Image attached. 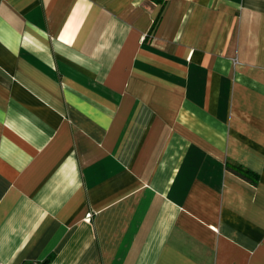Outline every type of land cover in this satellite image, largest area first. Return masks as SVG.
I'll list each match as a JSON object with an SVG mask.
<instances>
[{
    "label": "crops",
    "instance_id": "crops-1",
    "mask_svg": "<svg viewBox=\"0 0 264 264\" xmlns=\"http://www.w3.org/2000/svg\"><path fill=\"white\" fill-rule=\"evenodd\" d=\"M0 262L264 264V0H0Z\"/></svg>",
    "mask_w": 264,
    "mask_h": 264
},
{
    "label": "trees",
    "instance_id": "trees-1",
    "mask_svg": "<svg viewBox=\"0 0 264 264\" xmlns=\"http://www.w3.org/2000/svg\"><path fill=\"white\" fill-rule=\"evenodd\" d=\"M157 20H158V16L154 20V24L157 22ZM226 166H227V169L233 171L234 173L238 174L239 176H241L247 180H250L253 182H255L257 180V175L255 173H253L249 169L243 167L242 165H240L236 162L227 161Z\"/></svg>",
    "mask_w": 264,
    "mask_h": 264
},
{
    "label": "built area",
    "instance_id": "built-area-1",
    "mask_svg": "<svg viewBox=\"0 0 264 264\" xmlns=\"http://www.w3.org/2000/svg\"><path fill=\"white\" fill-rule=\"evenodd\" d=\"M0 264H2L1 262H0ZM27 264V263H26ZM31 264H39L38 262H34V263H31Z\"/></svg>",
    "mask_w": 264,
    "mask_h": 264
}]
</instances>
